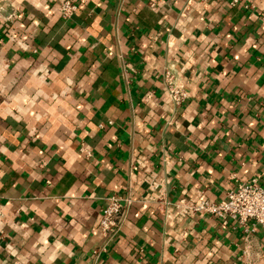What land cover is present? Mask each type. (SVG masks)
<instances>
[{"label": "crops", "instance_id": "0c3cea01", "mask_svg": "<svg viewBox=\"0 0 264 264\" xmlns=\"http://www.w3.org/2000/svg\"><path fill=\"white\" fill-rule=\"evenodd\" d=\"M59 1L0 0V264H264L177 206L264 182V0Z\"/></svg>", "mask_w": 264, "mask_h": 264}, {"label": "built area", "instance_id": "2783aa9c", "mask_svg": "<svg viewBox=\"0 0 264 264\" xmlns=\"http://www.w3.org/2000/svg\"><path fill=\"white\" fill-rule=\"evenodd\" d=\"M230 6L240 5L246 0H227ZM77 10V4L71 0H60L57 12L63 19H69ZM13 14H10V18ZM175 93L174 99L179 101L183 97L181 93ZM146 191L155 187V181L151 176L146 178ZM143 199L157 203V208L163 212L167 205V198L163 192L154 197L145 196ZM134 198L128 194L121 196L111 194L101 209V215L97 223V230L105 243L116 234L123 225L128 207ZM181 216L192 214L208 215L221 220L222 223L233 222L241 228L243 241L241 257L246 261L255 243V232L258 228L264 231V182L259 183L256 178L246 182H239L236 187L226 192L225 197L219 200L200 199L191 204H185L181 200L178 205ZM250 262V261H247Z\"/></svg>", "mask_w": 264, "mask_h": 264}]
</instances>
